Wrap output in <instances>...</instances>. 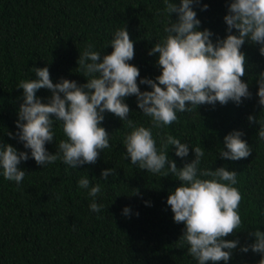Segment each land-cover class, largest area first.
I'll return each mask as SVG.
<instances>
[{
	"label": "trees",
	"instance_id": "trees-1",
	"mask_svg": "<svg viewBox=\"0 0 264 264\" xmlns=\"http://www.w3.org/2000/svg\"><path fill=\"white\" fill-rule=\"evenodd\" d=\"M170 2L180 6L182 0ZM230 2L199 0L192 5L201 21L199 30H210L213 42L228 35L224 17ZM164 7V0H0V142L30 156L18 166L26 172L19 185L0 174V264H198L187 254L188 246L179 241L184 224L174 222L167 204L168 196L182 182L171 174L163 177L131 164L123 140L132 129L123 126L119 117L104 113L102 126L110 134L111 147L100 153L95 164L78 168L62 160L38 165L30 149L15 136L23 103L18 82L37 79L34 67L47 66L54 83L61 78L78 85L86 83L78 67L80 54L89 44L101 53V59L110 54L109 42L119 28L126 27L134 42V59L128 63L140 70L137 83L141 91H150L149 85L139 81L155 79L162 70L157 66L159 54L149 52L166 35L165 24L178 19L177 13L166 15ZM259 48L248 40L241 47L246 57V74L241 79L248 83L252 95L240 104L217 102L201 105L191 113L178 112V122L158 129L152 128L151 118L138 108L135 95L124 101L137 126L152 128L158 149L161 137L167 134L189 145V154L183 158L176 155L174 145L169 146L168 159L178 168L194 159L193 147L199 146L204 150L200 169L226 167L237 172L234 187L242 195L238 209L242 226L225 239L240 243L229 261L218 264H258L261 259L251 249L247 253L240 250L254 242L250 232L264 231V141L258 137L264 105L258 103L257 95L264 55ZM36 95L47 103L51 92L42 88ZM250 115L256 116L257 122H250ZM52 130L55 138L45 147L55 154L58 142L66 137L61 122L55 121ZM234 130L244 133L241 138L250 146L251 155L238 161L221 159L224 137ZM110 168L115 174L104 180L101 172ZM84 176L90 187L101 185L95 198L103 205L99 213L89 208L92 198L88 190L78 186ZM136 190L138 194H134ZM126 206L131 210L129 216L123 214Z\"/></svg>",
	"mask_w": 264,
	"mask_h": 264
},
{
	"label": "clouds",
	"instance_id": "clouds-1",
	"mask_svg": "<svg viewBox=\"0 0 264 264\" xmlns=\"http://www.w3.org/2000/svg\"><path fill=\"white\" fill-rule=\"evenodd\" d=\"M198 2L182 0L177 6L175 2L164 0L163 12L169 17L177 13L178 19L165 24L166 35L149 52V55L159 54L157 66L162 70L155 79L139 81L149 85L150 91H141L137 83L140 70L128 63L134 59L135 50L126 27L114 32L109 42L113 51L103 55L102 59L92 44L80 54L78 67L82 72H78L87 78L82 85L65 78L54 83L47 66L34 67L38 78L22 79L16 86L23 89V103L18 110L15 136L25 149H30L31 158L38 165L44 167L62 160L65 165L78 168L95 164L100 153L111 147L110 134L102 126L104 113L107 111L119 117L123 126L132 129L123 140L126 158L130 157L131 164L163 177L171 174L182 182L168 196L167 204L174 214V222L184 224L179 241L188 246L187 254L198 264H218L229 261L232 251L240 243L238 239H225L235 235L242 226L238 211L242 195L234 187L237 172L226 167L200 169L204 150L199 146L193 147L194 159L178 168L174 160L168 159L169 146L174 145L176 155L183 158L189 154V145L167 134L161 137L158 149L152 128H164L178 122V112L191 113L201 105L217 102L240 104L244 98L251 97L248 83L241 79L246 74V57L241 47L248 40L259 44V52L264 55V0H231L224 17L228 35L215 42L210 30H199L201 21L192 8ZM204 8H207L206 4ZM258 84V103L264 105V73L259 74ZM42 88L51 92L47 103L36 95ZM133 95L137 97L143 115L151 118L152 128L137 126L129 118L131 110L124 101ZM248 119L257 122L254 115ZM55 121L61 122L66 139L58 142V150L53 154L45 145L55 138L52 130ZM8 135L13 134L9 132ZM243 135L238 130L227 134L219 157L238 161L250 156L252 151L241 138ZM258 137L264 141V123ZM29 158L27 151L18 152L11 144L0 142V174L6 180L19 185L26 172L18 166ZM110 174H115L114 168L101 172L104 180ZM78 186L88 190L87 194L92 198L89 208L99 213L103 205L95 198L101 193V185L90 187V180L84 176L79 179ZM134 194H138V190ZM130 211L126 206L123 214L129 216ZM250 235L255 237L254 242L240 250L247 253L251 249L260 254L258 264H264V231L257 229Z\"/></svg>",
	"mask_w": 264,
	"mask_h": 264
}]
</instances>
